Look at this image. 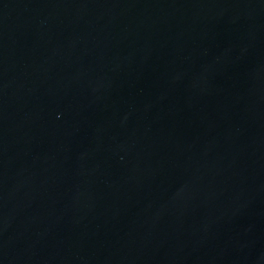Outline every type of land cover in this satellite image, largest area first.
<instances>
[{"label":"water","instance_id":"obj_1","mask_svg":"<svg viewBox=\"0 0 264 264\" xmlns=\"http://www.w3.org/2000/svg\"><path fill=\"white\" fill-rule=\"evenodd\" d=\"M0 264H264V0H0Z\"/></svg>","mask_w":264,"mask_h":264}]
</instances>
